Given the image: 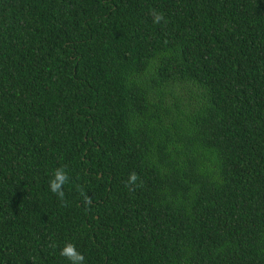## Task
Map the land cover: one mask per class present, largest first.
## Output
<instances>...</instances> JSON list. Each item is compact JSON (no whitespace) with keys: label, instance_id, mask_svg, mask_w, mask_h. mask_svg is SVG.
<instances>
[{"label":"trees","instance_id":"16d2710c","mask_svg":"<svg viewBox=\"0 0 264 264\" xmlns=\"http://www.w3.org/2000/svg\"><path fill=\"white\" fill-rule=\"evenodd\" d=\"M65 242L264 264V0H0V264Z\"/></svg>","mask_w":264,"mask_h":264},{"label":"clouds","instance_id":"9594fccd","mask_svg":"<svg viewBox=\"0 0 264 264\" xmlns=\"http://www.w3.org/2000/svg\"><path fill=\"white\" fill-rule=\"evenodd\" d=\"M150 15L153 18L154 24H160L162 21L167 22L166 17L161 12L153 10L150 12ZM138 178L139 177L135 172L130 173L125 186L129 187V190H132L131 185H134ZM69 179L70 178L66 169L58 167L53 170L48 181L50 191L56 194L61 201H64L65 193L63 188L64 185L69 182ZM51 247L56 248L57 245L53 243ZM59 254L70 260L71 264H84L85 256L77 250L76 246L72 242H65L63 247L60 249Z\"/></svg>","mask_w":264,"mask_h":264}]
</instances>
